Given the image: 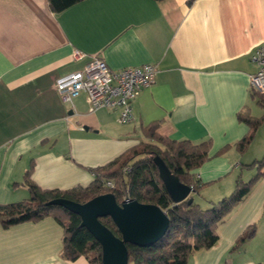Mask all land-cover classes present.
<instances>
[{"label":"crops","instance_id":"obj_1","mask_svg":"<svg viewBox=\"0 0 264 264\" xmlns=\"http://www.w3.org/2000/svg\"><path fill=\"white\" fill-rule=\"evenodd\" d=\"M262 44L264 0H81L59 12L47 0H0V203L29 195L22 182L30 164L29 178L43 189L88 185L90 168L149 141L142 130L154 120L170 138L210 139L208 159L191 172L208 201L227 195L237 174L255 172L242 164L264 154V120L244 151L235 145L249 132L235 114L264 113L249 90L251 55ZM95 55L115 70L157 65L155 82L132 101V121L120 123L115 109L89 112L84 93L68 103L56 90L57 77ZM216 232L188 264H264V174ZM62 236L51 216L0 223V264H89L62 256Z\"/></svg>","mask_w":264,"mask_h":264},{"label":"trees","instance_id":"obj_2","mask_svg":"<svg viewBox=\"0 0 264 264\" xmlns=\"http://www.w3.org/2000/svg\"><path fill=\"white\" fill-rule=\"evenodd\" d=\"M47 1L51 11L59 12L81 0ZM249 90L251 96L256 98L255 102L264 108V93L251 88ZM235 115L239 121H243L249 127V132L235 144L237 152H242L250 144L257 126L263 122L264 113L257 117L250 115L245 109ZM158 125L159 120H154L143 127L142 133L150 139L149 141H140L109 163L90 168L94 178L86 186L43 189L29 178L32 168L30 164L22 182L29 195L21 200L0 203V223L8 227L51 216L60 223L63 230V257L73 260L84 255L89 264H101V246L93 235L80 225V217L61 205L47 204L46 201L54 197H65L84 202L97 194L113 192L118 202L124 197L135 198L140 202H152L166 210L169 216L165 233L151 245L138 246L126 243L128 264H188L190 252L215 244L218 238L216 225L246 196L254 183L264 174V154L251 163L242 164L245 168L254 166V174L247 180L237 174L230 193L215 202L208 201V205L203 207L190 194L191 202L185 198L175 203L159 177L153 156L158 154L181 182L191 186L193 193H198L201 186L193 178L191 171L208 159L207 152L211 141L210 139L199 142L173 139L160 134L157 131ZM226 148L227 146L223 147L217 153ZM106 180L112 181L113 186H107ZM100 221L115 234L120 235L110 217H100ZM253 232V226L243 231L236 238L233 248L238 247Z\"/></svg>","mask_w":264,"mask_h":264},{"label":"water","instance_id":"obj_3","mask_svg":"<svg viewBox=\"0 0 264 264\" xmlns=\"http://www.w3.org/2000/svg\"><path fill=\"white\" fill-rule=\"evenodd\" d=\"M158 174L173 202L177 203L189 196L192 187L179 180L165 161L153 156ZM47 204L61 205L80 217V225L85 227L101 246V264H128L126 243L149 246L166 231L169 216L163 208L152 202H140L135 198H125L118 202L113 192L97 194L84 202L65 197H54ZM111 218L120 235L115 234L100 221V217Z\"/></svg>","mask_w":264,"mask_h":264},{"label":"built area","instance_id":"obj_4","mask_svg":"<svg viewBox=\"0 0 264 264\" xmlns=\"http://www.w3.org/2000/svg\"><path fill=\"white\" fill-rule=\"evenodd\" d=\"M73 56L80 58L83 53L76 50ZM251 59L257 69L249 76V86L264 93V44L254 49ZM157 70L154 63L124 66L115 70L95 55L81 69L57 77L55 88L63 101L68 103L84 93L89 112L100 107L115 109L118 110V121L126 123L134 119L132 101L141 89L155 82ZM105 184L113 186L110 180H106Z\"/></svg>","mask_w":264,"mask_h":264},{"label":"rangeland","instance_id":"obj_5","mask_svg":"<svg viewBox=\"0 0 264 264\" xmlns=\"http://www.w3.org/2000/svg\"><path fill=\"white\" fill-rule=\"evenodd\" d=\"M260 131H259V134L260 136L262 135V132H264V122L263 124L258 128ZM192 194V196L194 197L195 201H197L198 203H200V205L202 206H206L208 205L207 201H208V198L206 197L205 193H201V191H199L198 193H190ZM213 201V200H212ZM132 264V263H130Z\"/></svg>","mask_w":264,"mask_h":264}]
</instances>
